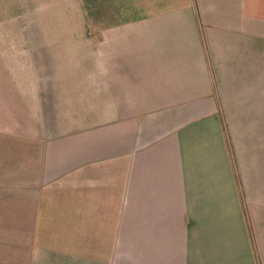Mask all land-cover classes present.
Listing matches in <instances>:
<instances>
[{
	"label": "crops",
	"instance_id": "crops-1",
	"mask_svg": "<svg viewBox=\"0 0 264 264\" xmlns=\"http://www.w3.org/2000/svg\"><path fill=\"white\" fill-rule=\"evenodd\" d=\"M0 264H264V0H0Z\"/></svg>",
	"mask_w": 264,
	"mask_h": 264
}]
</instances>
